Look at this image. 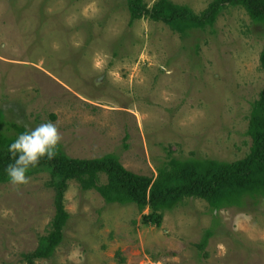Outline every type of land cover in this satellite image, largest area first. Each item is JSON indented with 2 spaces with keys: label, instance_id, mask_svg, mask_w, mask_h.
<instances>
[{
  "label": "rangeland",
  "instance_id": "374dc122",
  "mask_svg": "<svg viewBox=\"0 0 264 264\" xmlns=\"http://www.w3.org/2000/svg\"><path fill=\"white\" fill-rule=\"evenodd\" d=\"M172 1L201 13L214 0ZM263 49L264 25L240 6L184 36L164 22L132 24L128 0H0V133L51 121L70 157L112 153L149 176L172 157L236 161L252 146ZM30 177L0 183V264H28L51 230V176ZM66 208L63 243L37 264H264L261 196L220 209L186 198L156 226L143 221L149 209L71 181Z\"/></svg>",
  "mask_w": 264,
  "mask_h": 264
},
{
  "label": "trees",
  "instance_id": "16d2710c",
  "mask_svg": "<svg viewBox=\"0 0 264 264\" xmlns=\"http://www.w3.org/2000/svg\"><path fill=\"white\" fill-rule=\"evenodd\" d=\"M229 5L245 8L250 17L264 25V0H214L201 13L190 6L172 0H158L150 6L147 0H128L131 23L151 19L164 22L181 35L193 29L214 26L218 17ZM264 69V49L261 53ZM4 115L0 112V130ZM18 135L27 128L14 125ZM248 134L252 138L250 152L236 161L217 159H178L172 157L160 168L156 176L138 174L127 169L119 156L107 154L97 158L70 157L59 145L55 159H42L32 169L30 176L47 171L51 179L49 185L55 189L56 213L51 222V230L44 236L39 247L26 255L28 264L53 257L65 238V228L71 214L66 208V194L71 181L80 184L83 190L96 189L106 202L113 204H135L147 225L161 226L164 212L174 209L186 198H200L214 208L242 205L248 196L264 197V88L254 102ZM18 135L0 133V183L8 182L4 169L11 162L8 145ZM102 174L107 183L100 184ZM209 234L205 235V242Z\"/></svg>",
  "mask_w": 264,
  "mask_h": 264
},
{
  "label": "clouds",
  "instance_id": "9594fccd",
  "mask_svg": "<svg viewBox=\"0 0 264 264\" xmlns=\"http://www.w3.org/2000/svg\"><path fill=\"white\" fill-rule=\"evenodd\" d=\"M62 139L58 127L51 121L21 132L8 145L11 162L4 169L8 182L14 186L27 185L30 172L42 159L56 158Z\"/></svg>",
  "mask_w": 264,
  "mask_h": 264
}]
</instances>
